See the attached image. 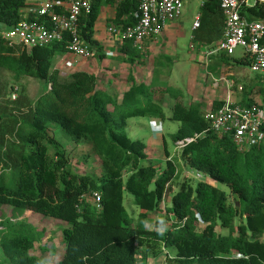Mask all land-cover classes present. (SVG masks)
Masks as SVG:
<instances>
[{
  "label": "trees",
  "instance_id": "obj_1",
  "mask_svg": "<svg viewBox=\"0 0 264 264\" xmlns=\"http://www.w3.org/2000/svg\"><path fill=\"white\" fill-rule=\"evenodd\" d=\"M33 1L0 0V23L18 24ZM102 4L114 2L94 1L91 12L79 20V33L90 50L97 47L94 26ZM244 10L250 20L264 19V5ZM202 11L198 30L203 23L224 27L220 0H203ZM138 19L139 0H125L116 6L112 23L124 29ZM69 44L65 35L60 43L25 51L0 38V69L17 79L29 77L42 87L22 120L0 115V205L68 225L60 228L64 252L56 264H147L165 250L175 253L165 258L166 264H264V145L239 151L231 135L210 130L202 103L186 105L179 100L180 90L134 82L119 97L100 89L95 75L80 71L62 76L54 61L68 52ZM120 53L125 62L140 58L133 41H124ZM219 58L221 68L251 64L248 57L239 63H231L226 54ZM167 96L176 101L168 117L179 123L174 143L198 136L182 150L181 164L227 186L230 196L203 180H180L166 145L162 172L144 164L147 146L129 137L128 121L165 120ZM221 104L214 103L213 108ZM252 105L258 104L241 106ZM54 126L64 132L69 151L57 140ZM12 137L16 141H8ZM83 141L88 145L84 161L98 158L99 175L81 174L72 166L71 154ZM176 179L180 181L172 192ZM126 194L133 197L138 214L127 213ZM95 196L101 199L99 204ZM14 221L0 220V264H49L32 255L37 241L16 232L24 222ZM39 249L48 250L41 244Z\"/></svg>",
  "mask_w": 264,
  "mask_h": 264
},
{
  "label": "rangeland",
  "instance_id": "obj_2",
  "mask_svg": "<svg viewBox=\"0 0 264 264\" xmlns=\"http://www.w3.org/2000/svg\"><path fill=\"white\" fill-rule=\"evenodd\" d=\"M202 3L203 0H183L181 16L177 19L178 21L171 31L167 29L162 37L164 39L159 40V45H161L160 47L162 50L157 60L155 73L156 82L153 85L150 84L154 88L169 87L173 90L182 91L183 95L179 100L183 103L192 101L193 97L195 104L199 103L203 90L212 87L211 81L215 79L218 83L221 82L219 76L214 73L213 77H210V85L207 84L208 71L210 70H207L206 64L208 65L209 60L205 59L202 53L207 52L211 48H216L223 40L224 27L221 23L214 27L203 23L199 30H193L196 17L203 15ZM107 35L109 37V33H107ZM120 40V37H117L115 40L113 39V42L115 45H119ZM107 49L114 50L112 46H107ZM64 55H66V53L58 55L56 60L61 59ZM217 55L222 57L219 53ZM193 59H195V61ZM244 59V51L241 48H238L232 56H229L231 63H239ZM56 60L54 61V67H56ZM219 60H221V58H219ZM212 63H210V65ZM211 66L215 65L212 64ZM230 66L232 70L233 67H235V65ZM230 66L227 68H230ZM236 67L238 69L232 71L234 73L232 78H234L235 85L230 88L232 95L230 103L247 105L253 102L264 108V80L256 81L255 77L258 75L251 73L249 66ZM230 70L231 69L228 70L229 73ZM221 73H223V70L220 72V75ZM68 81L69 79L65 80V82ZM14 87L15 89H13ZM202 87L204 89H202ZM16 89H18L17 94L15 93ZM41 92L42 87L36 80L29 77L17 79L13 74L0 69V115L12 116L17 121L22 120V116L27 114L33 103L41 95ZM14 93L17 95L16 101L12 99ZM164 114L166 115L165 120L156 121L158 130L152 128L151 120L146 117L129 120L126 131L132 140H141L146 144L148 159L144 162L145 165L153 166L157 168L159 172H162L167 157L164 150L166 145L167 151L170 153V159H173L174 163L178 166L180 180L187 177L197 182L194 178V170H188V168L181 164L182 149L173 141V137L179 129V123L169 120L168 117L171 116V107L167 105L166 102L164 105ZM53 130L57 140L69 151L71 144L65 141L64 132L58 126H54ZM8 141L11 142L16 140L12 137V139H8ZM87 146V143L83 141L80 144L79 151H75L71 154L72 166L81 174L94 173L95 175H99L100 163L98 158L92 157L89 161H84V150L87 149ZM180 180L176 179L172 184V192L176 189ZM203 181L214 184L230 196L231 192L227 186L220 183H213L206 175L203 177ZM168 203L169 199L166 198L163 207L165 208ZM124 207L128 214L131 215L133 211L138 214V209L134 205L133 197L129 194L125 195ZM2 219H13L15 220L14 222H24V225L15 231L23 232V234L25 233V235L37 241L35 244L36 249L32 252V255L44 258L49 264H56L61 255H63L64 246L62 245L60 228L68 225L42 215H34L29 212H14L12 207L8 205H0V220ZM43 228H46V231L39 234ZM41 237L44 238L39 240ZM40 244L43 247H47L48 250L46 252H41L39 249ZM52 248L55 250L54 252H51ZM174 254L173 250H165L158 258H150L147 264H166L165 258L167 256L173 257Z\"/></svg>",
  "mask_w": 264,
  "mask_h": 264
},
{
  "label": "built area",
  "instance_id": "obj_3",
  "mask_svg": "<svg viewBox=\"0 0 264 264\" xmlns=\"http://www.w3.org/2000/svg\"><path fill=\"white\" fill-rule=\"evenodd\" d=\"M96 0H34L23 11L24 19L14 26L0 23V38L11 48L30 51L37 47H49L60 43L65 35L70 37L67 53L75 58L90 59L91 50L79 33L82 14L90 13ZM117 6L125 0H112ZM253 1V3H252ZM264 5V0H220L224 18L223 40L216 48L206 52L208 57L216 54L232 56L238 48L251 61L250 71L264 79V19L250 20L245 7ZM183 0H139L138 22L128 28H109L108 32L120 41H133L139 49L147 39L160 37L170 21L181 16ZM29 17L35 20L29 21ZM201 17L195 19L193 30L197 31ZM57 69V68H56ZM66 76V72H60ZM17 94V93H16ZM15 93L12 99L15 101ZM210 130L219 135H231L243 152L253 146L264 145V109L258 105L249 107L223 102L218 108L209 107L204 113ZM154 125V124H152ZM198 136L178 141L176 145L184 149ZM205 175L196 171L194 178L203 180ZM99 204L101 199L94 197Z\"/></svg>",
  "mask_w": 264,
  "mask_h": 264
},
{
  "label": "crops",
  "instance_id": "obj_4",
  "mask_svg": "<svg viewBox=\"0 0 264 264\" xmlns=\"http://www.w3.org/2000/svg\"><path fill=\"white\" fill-rule=\"evenodd\" d=\"M44 1V0H36ZM116 18V5L114 4H102L99 10V16L94 26V40L97 42V47L91 49L92 57L90 59L75 58L73 55L66 53L61 59L56 60L55 68L60 72H66L69 75L73 72H86L91 75H95L98 79V87L103 91L111 95L122 96L123 93L129 90L132 84H144L150 86L156 82L155 73L157 67V60L161 55L162 48L159 45V40L162 38L167 31H171L178 20L170 21L163 34L159 38H152L145 40L139 47L140 58L134 62L129 63L123 61L120 50L123 42L120 41L119 45H115L114 37L108 32V29L119 28L115 27L112 23ZM109 33V37L107 33ZM109 42V43H108ZM107 46H112L113 49H107ZM205 59L209 60L207 70L211 67L210 63L215 66L218 64V58L220 55L208 57L205 53H202ZM222 55V54H221ZM195 61V59H193ZM198 60V58H197ZM220 66V65H218ZM239 67V66H238ZM226 69V70H225ZM229 69L230 73H229ZM238 69L235 65L233 70ZM223 70V73L220 72ZM231 66H221L215 71H208L207 84L212 87L203 90L199 103H202L203 114L206 110L213 106L214 103H223L232 99L230 88L234 87L235 81L233 77V71ZM250 70V66H249ZM225 71V72H224ZM216 73L219 76L220 83L214 79L211 81L213 74ZM227 73V74H226ZM252 73V72H251ZM211 77V78H210ZM256 81L259 79L264 80L260 76L255 77ZM211 81V82H210ZM202 89H204L202 87ZM194 99V97H193ZM190 101L185 104H194L195 101ZM167 105L172 107L175 104V100L167 96L165 98ZM165 105V104H164ZM157 120H151L152 128L158 130ZM166 160V159H165Z\"/></svg>",
  "mask_w": 264,
  "mask_h": 264
},
{
  "label": "clouds",
  "instance_id": "obj_5",
  "mask_svg": "<svg viewBox=\"0 0 264 264\" xmlns=\"http://www.w3.org/2000/svg\"><path fill=\"white\" fill-rule=\"evenodd\" d=\"M176 144V143H175ZM196 172V171H195ZM202 173V172H201ZM205 175V174H204ZM208 177V176H207ZM209 178V177H208Z\"/></svg>",
  "mask_w": 264,
  "mask_h": 264
}]
</instances>
